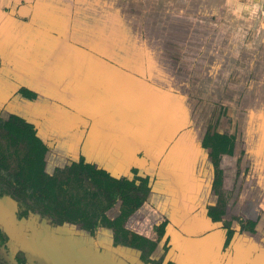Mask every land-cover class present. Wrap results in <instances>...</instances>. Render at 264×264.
Returning a JSON list of instances; mask_svg holds the SVG:
<instances>
[{
	"label": "flooded vegetation",
	"instance_id": "1",
	"mask_svg": "<svg viewBox=\"0 0 264 264\" xmlns=\"http://www.w3.org/2000/svg\"><path fill=\"white\" fill-rule=\"evenodd\" d=\"M18 95L29 101L37 98L23 86L9 98L0 97V264H235L223 254L239 251L246 245L243 238L255 236L262 209L241 204L237 219L231 221L219 196L224 181L221 159L228 154L220 157L217 186L212 182L216 197L210 193L197 208L182 209L172 199L176 191H169L176 182L158 176L159 169L132 166L131 173L113 176L98 162L88 161L84 124L70 133L76 138H65V131L58 129L50 145L52 138L29 121V113L19 111L24 102ZM111 128L112 122L101 129L104 137L92 138L95 150L110 162L115 152L133 150L135 141L117 147L107 133ZM214 132L229 136L231 155L250 169L243 142L230 132L207 129L202 145L208 157L213 140L207 135ZM149 207L164 218L158 219ZM168 207L183 212L180 222V215L178 222L169 218L164 210L173 209ZM190 212L200 219L193 230L187 225L193 220ZM209 219L218 226L209 229Z\"/></svg>",
	"mask_w": 264,
	"mask_h": 264
},
{
	"label": "crops",
	"instance_id": "2",
	"mask_svg": "<svg viewBox=\"0 0 264 264\" xmlns=\"http://www.w3.org/2000/svg\"><path fill=\"white\" fill-rule=\"evenodd\" d=\"M7 1L9 3L0 0V97L9 98L20 86L31 89L30 87L44 85L51 89L58 86L62 92L61 97L48 98L50 103L84 102L85 96L82 95L85 87L82 84L84 69L74 64L65 65L62 59L79 61V58L72 56L82 55L86 50L87 38H95L96 33L104 37L107 35L110 38L114 37L112 49L116 48L114 41L117 40L119 24L125 25L126 30L122 36L126 38L134 36L141 40L138 45L142 50V63L145 66L142 70L146 68L149 57L153 55L157 59L158 68L168 73L172 72L173 78L184 89L180 93L192 104L196 117V102L188 96V85L198 87L193 80L206 82L208 88L218 92L220 103L225 109L228 106L230 112V116L226 117L232 121L231 133L235 134L241 143L243 142L242 147L248 153L249 181L251 180L253 184L251 188L253 198L262 209L255 236L252 238L246 236L243 238L245 240L241 238L246 244L245 247L223 255L233 258L235 264H264V0H142V6L146 2V7L150 9L148 15L143 11L140 14L128 10V19L124 17L119 21L112 17L103 26L102 24L94 26L95 29L87 27V20L77 12L79 11L77 6L81 5L83 8L82 2L65 1L63 4H68L65 14L45 16L46 23L51 25L47 27L46 32L49 41L39 37L37 32H31L30 28L24 29L26 24L31 22L32 15L36 22L40 17L36 14L22 16L19 8L22 4L33 5L36 0ZM122 1L128 9V0ZM134 2L132 3L137 7V2ZM151 9L156 11L151 12ZM55 20L61 22L60 27L53 26ZM51 38L63 39V48H58ZM66 39L71 40L72 47L65 42ZM111 53L115 55L117 51L113 50ZM133 53L135 54V50L129 49V55ZM171 56H174L173 60ZM185 58H189L190 61L185 62ZM55 60L61 62L50 64ZM185 65H190L187 73L189 77L187 79L186 76V79L182 80L175 73L177 66ZM147 69L153 70L150 67ZM191 71L199 73V79L192 78ZM148 80L151 81L149 77ZM71 88L79 89V94L70 96ZM28 101L23 98L21 103ZM64 108L70 109L68 105ZM190 127L184 131H189ZM178 131L181 132L182 129ZM112 135L115 136L114 131ZM194 139L196 138L192 137L189 140ZM88 150L94 151L95 148L87 146ZM162 151L166 153L169 149L165 147ZM143 154L142 150L137 151L139 157ZM159 164H154L156 166L154 167L160 169ZM163 167L165 172L166 166ZM174 167L177 170L179 160H174ZM177 171L179 174L174 188L176 196L172 198L182 204L185 203L189 209L197 208L199 196L188 202L194 195L184 189L182 171L180 169ZM168 208H172V212L163 210L169 218L173 222H180L184 216L180 214L183 212L175 210L174 207ZM188 214L193 220L187 222V225L189 224V230H193L198 225L196 219L200 220L199 215L191 212ZM178 215L181 216L178 217L179 220L176 219ZM182 224L186 226V223ZM208 224L211 225L209 229L218 226V223L213 224L211 220ZM227 264H231L230 260Z\"/></svg>",
	"mask_w": 264,
	"mask_h": 264
},
{
	"label": "water",
	"instance_id": "3",
	"mask_svg": "<svg viewBox=\"0 0 264 264\" xmlns=\"http://www.w3.org/2000/svg\"><path fill=\"white\" fill-rule=\"evenodd\" d=\"M4 1L9 3L7 0ZM65 1L71 0H36L33 5L22 4L19 8L20 15L36 14L40 17L36 22V18H32V15L31 22L26 24L24 29L30 28L31 32H37L39 37L49 41L46 32L47 27L51 25L46 23L45 16L65 14L68 5L63 4ZM79 2L83 3V8L81 5L77 6L79 10L77 12L87 20L86 26L93 29L99 24L103 26L112 17L119 21L128 17L129 8L124 6L122 0H79ZM8 7L10 9V4ZM53 26L60 27L61 22L55 20ZM125 30V25L119 24L114 49H112L114 37L110 38L109 35L104 37L96 33L95 38H87L86 50L82 55L72 56L79 58V61L62 59L65 65L74 64L84 69V77H82V84L85 86L82 94L85 96L84 102L50 103L48 98L61 97L62 92L58 86H53L51 89L43 85L30 87L38 93V98L34 102L28 101L19 105V111L29 113V121L33 122L45 136L52 138L50 145L56 142L54 136L58 129H63L66 135L77 132L84 124V130L81 131L87 134L88 140L84 150L88 161L98 162L99 166L101 165L113 176L131 173L132 165L144 170L148 168L154 170L155 165L160 163L162 170L159 169L160 173L157 175L163 176L168 181L176 182L179 174L177 170L182 171L183 187L185 186L184 189L194 195L188 202L197 196H199L198 201L202 202L210 193L216 197L212 191L214 166L202 145L206 128L201 130L202 121L193 114L192 104L181 95L180 92L184 89L173 78L172 72L168 73L158 68L157 59L153 55L149 57L146 68L142 70L145 66L142 63V50L138 45L141 40L134 36L130 38L122 36ZM51 40L58 48H63V39L51 38ZM65 42L72 47L71 40L66 39ZM129 49H134L135 54L129 55ZM113 50H116L117 54L113 55L111 53ZM60 62L61 60H55L50 64L55 65ZM147 66L153 70L147 69ZM148 77L153 82L149 81ZM44 80L43 76L42 81ZM70 91V96L79 94V89L71 88ZM65 105L70 109L64 108ZM63 120V124L59 122ZM110 122L115 136L112 135V131L107 133L116 141L117 147L127 140H135L133 150L129 153L122 150L115 152V161L111 162L101 157L97 150L87 151V146L95 148L92 138L105 136L106 133L101 129L106 130ZM88 124L90 126L85 127ZM188 127L191 129L184 131ZM180 129L181 132L178 131ZM70 135L76 138V135ZM67 137L71 136L66 135L65 138ZM192 137L196 139L189 140ZM165 147L169 149L166 153L162 151ZM139 150L144 153L142 157L137 155ZM101 152L104 153L102 150ZM174 160H179L177 170L174 167ZM163 166H166L165 172ZM170 190L176 191L173 186L169 188ZM181 207L185 208V203Z\"/></svg>",
	"mask_w": 264,
	"mask_h": 264
},
{
	"label": "rangeland",
	"instance_id": "4",
	"mask_svg": "<svg viewBox=\"0 0 264 264\" xmlns=\"http://www.w3.org/2000/svg\"><path fill=\"white\" fill-rule=\"evenodd\" d=\"M137 2L133 4L132 2ZM129 10L134 12L143 11L145 15L150 13V9L147 6L146 2H144L143 6L142 0H128ZM135 3V2H134ZM135 5V6H134ZM156 11V9H151L152 11ZM172 36V35H171ZM171 59H174V56H171ZM189 58H185V62H189ZM176 75L181 77L182 80L188 79L189 68L190 65L185 66H177ZM187 70L188 72H185ZM192 78L199 79V73L191 71ZM193 83H196L198 87H190L188 85V96L190 99L196 102V114L199 120L202 121V130L206 128L211 130H222L224 132H230L233 130V125L231 119L226 117L230 114L228 110V106L226 109L220 103V95L218 92H215L211 88H208V83L193 80ZM205 81V80H204ZM190 83V82H189ZM216 99H218L216 101ZM222 105V106H221ZM230 116V115H229ZM228 118V119H227ZM242 158L237 157V155H228L221 159V165L224 170V181L220 186V197L225 202V207L228 211V216L231 221L237 219L236 210L241 209L246 205V208L254 209L257 206V202L253 198L251 180L249 181V168L245 166L242 162ZM216 195V193H215ZM221 199V200H222ZM161 202L158 203L160 205Z\"/></svg>",
	"mask_w": 264,
	"mask_h": 264
},
{
	"label": "trees",
	"instance_id": "5",
	"mask_svg": "<svg viewBox=\"0 0 264 264\" xmlns=\"http://www.w3.org/2000/svg\"><path fill=\"white\" fill-rule=\"evenodd\" d=\"M24 92L31 96L34 95L28 90H24ZM34 138L37 143L42 144V141L39 139L38 136L37 137L34 136ZM209 138L213 140L212 142L213 151L211 150L209 154V158L211 159L213 166H214V171H215L214 184L215 186H217L216 184L218 183V179H220L217 176L219 174H222V169L220 168V165H219L220 157L223 155V153L231 155L233 153V144L229 136H227L226 134L219 133V132H214L211 136L207 135V139ZM221 182H222V177H221ZM149 210L152 214L157 216L158 219L161 220L164 218V216L161 213H159V211L153 209L152 207H149Z\"/></svg>",
	"mask_w": 264,
	"mask_h": 264
}]
</instances>
